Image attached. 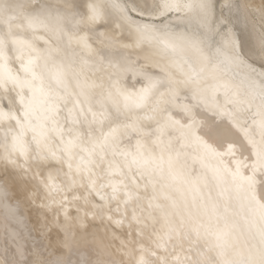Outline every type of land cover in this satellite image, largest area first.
<instances>
[{
	"label": "snow or ice",
	"instance_id": "obj_1",
	"mask_svg": "<svg viewBox=\"0 0 264 264\" xmlns=\"http://www.w3.org/2000/svg\"><path fill=\"white\" fill-rule=\"evenodd\" d=\"M0 144L121 264H264V0H0Z\"/></svg>",
	"mask_w": 264,
	"mask_h": 264
},
{
	"label": "bare ground",
	"instance_id": "obj_2",
	"mask_svg": "<svg viewBox=\"0 0 264 264\" xmlns=\"http://www.w3.org/2000/svg\"><path fill=\"white\" fill-rule=\"evenodd\" d=\"M54 171L48 164L9 162L0 144V264H121L122 255L127 260V225L111 223L108 209L87 193L64 207L53 202L43 181Z\"/></svg>",
	"mask_w": 264,
	"mask_h": 264
}]
</instances>
